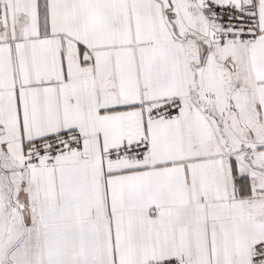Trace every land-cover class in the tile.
<instances>
[{
    "label": "snow or ice",
    "instance_id": "snow-or-ice-1",
    "mask_svg": "<svg viewBox=\"0 0 264 264\" xmlns=\"http://www.w3.org/2000/svg\"><path fill=\"white\" fill-rule=\"evenodd\" d=\"M0 264H264V0H0Z\"/></svg>",
    "mask_w": 264,
    "mask_h": 264
}]
</instances>
